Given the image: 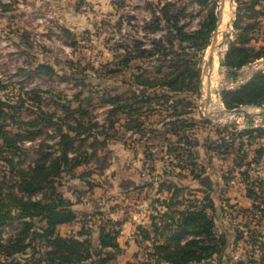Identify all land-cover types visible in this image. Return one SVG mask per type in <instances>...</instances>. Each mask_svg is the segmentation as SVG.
I'll use <instances>...</instances> for the list:
<instances>
[{
    "label": "rangeland",
    "instance_id": "374dc122",
    "mask_svg": "<svg viewBox=\"0 0 264 264\" xmlns=\"http://www.w3.org/2000/svg\"><path fill=\"white\" fill-rule=\"evenodd\" d=\"M240 1L239 7L237 0H228L227 6L225 0H0V98L11 105L0 126L23 135L16 153L0 147V176L8 171L4 157L27 167L40 150L58 149L61 126L74 135L78 156L87 159L66 164L55 177L57 190L77 212V220L58 226L62 235H75L84 225L96 239L99 224L118 220L116 263L146 261L152 241L143 238L137 225L149 227L153 214L166 227L170 215L190 203H205L207 193L216 205L215 212L207 209L214 213L215 229L226 231L229 240L222 259L264 264V130L256 129H264V115L217 112L227 108L223 92L249 81L247 67L259 59L238 68L226 64L230 42L237 40L234 22L241 28L255 22L249 44L257 48L264 41V0H256L255 12L247 10L252 0ZM165 3L178 12L185 33L196 37L194 44L181 43L199 68L198 94L159 85L155 56L133 57L135 40L150 49L154 37L168 39L166 27L151 32L147 25L152 8L160 10ZM225 6L230 22L222 25L218 18ZM211 9L215 21L208 31ZM225 30L230 32L225 64L215 77V99L210 96L205 103V61L215 35L223 37ZM179 43L177 36L174 46ZM39 63L54 71L36 72ZM239 105L264 112V104ZM251 187L254 199L247 196ZM98 211L101 215H93ZM19 227L17 220L4 223L0 237L14 240ZM32 246L15 257L34 264L32 257H42L46 247L40 239Z\"/></svg>",
    "mask_w": 264,
    "mask_h": 264
},
{
    "label": "trees",
    "instance_id": "16d2710c",
    "mask_svg": "<svg viewBox=\"0 0 264 264\" xmlns=\"http://www.w3.org/2000/svg\"><path fill=\"white\" fill-rule=\"evenodd\" d=\"M257 3L258 1L252 0L247 10L255 12L254 6ZM237 4L240 7L241 1L237 0ZM171 5V3H165L160 10L152 8L153 18L147 23L151 32L163 30L166 27L168 39L166 37V41H163V38L154 37L150 49L142 47L141 40H135L136 55L133 57L155 56L159 62L157 72L161 74L156 79L159 85H164L173 91L189 90L198 94L200 91L199 68H194V62L188 57L189 53L185 51L186 47L181 43L187 40L194 44L196 37L185 33L183 26L179 23L178 12L172 13ZM208 16L209 31L215 21V13L212 9ZM236 16H240L238 11ZM255 25V22L247 23L241 28V25L234 22L237 40L230 42L225 59L228 66L238 68L250 62L251 59L264 58V41L257 48L249 44L252 39L250 32ZM177 36L180 39L178 48L174 46V38ZM163 68L167 69L164 73ZM35 71L52 73L54 69L51 65L39 63ZM223 101L227 108L236 107L241 103L264 104V72L259 71L246 83L226 89L223 92ZM8 107L11 105L0 98L1 120L6 118ZM52 116L56 118L55 114ZM52 122L55 123V121ZM27 123L35 122L27 121ZM67 126L69 129L73 128L72 125ZM77 126H82V123L78 121ZM254 129H244V132L251 133ZM57 132L59 148L54 151L40 150L31 166H16L12 157H4L8 171H4L0 176V226L17 220L20 231L14 240L4 241L0 237V264H30L27 259L23 263L15 257V254L23 253L25 249L33 247L32 243L38 239L45 243L46 250L42 257L38 259H35V256L32 257L34 264H117L116 256L121 250L118 235L122 222L106 218L104 224L98 225L96 239L84 225L75 235H62L58 231L59 225L77 220V212L72 208L73 202L57 190L55 177L60 175L66 164L71 163L75 166L86 162L87 159L85 155L79 157V152L73 148L74 135L64 131L61 126H58ZM34 137H36L35 134L25 138ZM0 140L2 141L0 147L14 150L16 153L23 135L10 134L7 129H4V125H1ZM72 150L76 152L75 155H72ZM77 156L82 159H77ZM162 187L163 185L161 189ZM165 189L169 191L171 186L167 185ZM246 191L249 198H255L253 187ZM38 192H41L40 196H37ZM176 195L177 189L173 190L167 199L170 201ZM204 198L205 203L199 202V206L190 203L183 209L175 211L168 217L170 223L166 224V227L158 225L157 217H155L157 215L153 214L150 215L149 227L137 225V231L142 233L143 238L151 239L153 251L148 253L146 261L137 263L128 261L126 264H229L221 257L229 244L227 233L226 231L217 233L214 213L210 215L207 211L209 208L215 212L216 205L207 193ZM167 199L163 201L169 204ZM93 215H101V213L98 211ZM160 238L163 239L161 243Z\"/></svg>",
    "mask_w": 264,
    "mask_h": 264
},
{
    "label": "water",
    "instance_id": "95a60500",
    "mask_svg": "<svg viewBox=\"0 0 264 264\" xmlns=\"http://www.w3.org/2000/svg\"><path fill=\"white\" fill-rule=\"evenodd\" d=\"M222 16H221V13L219 12V18H218V21L219 23H221V19ZM229 25V24H228ZM216 36L215 35V39L213 41V43L211 44V47H210V50H209V54H208V57L205 61V67H204V72L209 69L210 72H212L213 70V54H212V51L214 49V47L216 46L215 45V42H216ZM229 36H230V32L229 31H224L223 32V43L226 44L228 43L229 41ZM224 57L222 56V58L219 60V68L220 66H224ZM207 82L209 84L210 82V75L207 76ZM210 99V90L208 89L207 90V95H206V98H205V103H207ZM218 113H237V114H243L245 116H248V117H254V116H263L264 115V112H252L251 110H248L245 106L243 105H239L237 107H233V108H221L217 111ZM206 115L208 116H211L212 114L210 113H206Z\"/></svg>",
    "mask_w": 264,
    "mask_h": 264
},
{
    "label": "bare ground",
    "instance_id": "6f19581e",
    "mask_svg": "<svg viewBox=\"0 0 264 264\" xmlns=\"http://www.w3.org/2000/svg\"><path fill=\"white\" fill-rule=\"evenodd\" d=\"M227 2H228V0H225V5L227 6ZM226 6H225V8H223L224 10V12H223V16H222V20H221V24L222 25H224L225 24V22L227 21V22H230V21H228V20H226L227 19V16L229 15V10L226 8ZM229 8V7H228ZM220 25V24H219ZM226 25H227V23H226ZM222 27V26H221ZM224 27V26H223ZM219 28H220V26H219ZM222 29H220V30H218V32L219 31H221ZM223 31V30H222ZM221 31V32H222ZM226 31V30H225ZM216 32H217V30H216ZM217 34V33H216ZM219 34V33H218ZM217 34V36H216V42H215V47H214V49H213V51H212V54H213V70H212V72H210V70L209 69H207L206 71H205V82H204V86H205V88H206V91L209 89L210 90V96H211V98L212 97H214L213 96V90H214V88H215V77H216V75H217V71H219V60L222 58V56H223V50H224V48H225V44L223 43V37H221L220 36V34L218 35ZM223 34V33H222ZM225 53V52H224ZM222 69V68H221ZM208 75H210V82H209V84H208V82H207V76ZM218 76H220L218 79H220L221 78V75H218ZM204 80V79H203ZM213 99H215V98H212L211 100H213ZM215 101V100H214ZM219 104H218V102H215V106H218ZM221 109V108H220Z\"/></svg>",
    "mask_w": 264,
    "mask_h": 264
},
{
    "label": "built area",
    "instance_id": "2783aa9c",
    "mask_svg": "<svg viewBox=\"0 0 264 264\" xmlns=\"http://www.w3.org/2000/svg\"><path fill=\"white\" fill-rule=\"evenodd\" d=\"M251 69V72L247 75V77L245 78V80L249 79L251 76H253V73L256 70H262L264 72V59L259 58L257 59L252 65L248 66L247 69ZM244 82V81H241Z\"/></svg>",
    "mask_w": 264,
    "mask_h": 264
}]
</instances>
